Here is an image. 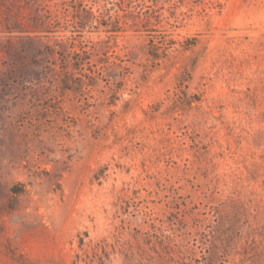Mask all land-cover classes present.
<instances>
[{"label":"rangeland","instance_id":"obj_1","mask_svg":"<svg viewBox=\"0 0 264 264\" xmlns=\"http://www.w3.org/2000/svg\"><path fill=\"white\" fill-rule=\"evenodd\" d=\"M81 3L128 25L78 38ZM45 12L63 44L34 70L17 71L25 53H4L0 34V264H264V0H51ZM151 14L176 42L159 60ZM82 48L93 66L64 91L59 67L75 71ZM184 72L200 99L186 109Z\"/></svg>","mask_w":264,"mask_h":264},{"label":"trees","instance_id":"obj_2","mask_svg":"<svg viewBox=\"0 0 264 264\" xmlns=\"http://www.w3.org/2000/svg\"><path fill=\"white\" fill-rule=\"evenodd\" d=\"M51 0H0V34L4 35V42L2 43L3 51L9 56L17 55L19 53H25L24 57L19 58L20 66H18L17 71H21L26 68H21V65L24 64V59L30 60L31 69L34 70V66L40 64V60L49 57L58 52L57 46L63 44L62 41L56 37L51 38L49 34L55 32V23L57 21L61 22V19L55 13L45 12L42 13V10ZM105 8L104 12H99V15H94L92 7H88L87 4L81 3L78 7H74L72 25L78 27V32L81 34L78 38L82 37L83 32L86 28L95 29L96 31L103 28V31L111 34H118L124 31V26L128 25L127 20L123 21L120 15H113L111 13L112 9L107 7V4L103 6ZM122 9V8H121ZM101 8H99V11ZM124 11V10H123ZM126 14L132 15L133 19H138L130 11ZM144 15V14H143ZM144 16V23L142 24L143 28L147 29L152 33L153 31L158 35H151L149 40V56L154 60H159L166 58L169 55V50L176 44L172 39H168L167 35L159 32L160 16ZM126 17V15L124 16ZM155 20L153 23L152 21ZM143 22V20H142ZM151 24L154 30H151L149 27ZM133 25H137L136 22ZM82 42V41H81ZM24 49V51H22ZM60 59H65L62 55H59ZM72 60L77 63L74 65L75 71L68 69V66H61L59 74H65L66 76L62 80V89L64 91L72 90L76 91L77 87H80V84L75 82L77 85L69 86L71 81L69 78L75 77L76 73L81 74L82 71H85L87 67L93 66L91 62V53L81 49L80 54H74ZM51 67V66H50ZM49 67V68H50ZM56 68V66H55ZM48 70V68H45ZM55 71V70H53ZM47 74V73H46ZM37 77L42 78L41 76L44 73L39 72L36 74ZM63 78V76L61 77ZM93 78H99L96 74H93ZM191 80V75L189 72H184L181 76L177 78V88L179 89L182 96L179 94L177 102L181 103L184 109L192 108L194 103L200 102V99L195 98V96H188L185 92L188 89V83ZM183 90V91H182ZM183 93H186V95ZM85 245L84 239L81 237L79 240V246L83 248ZM105 255L106 252L104 251ZM77 264V262H73ZM99 264H104L102 257L99 260Z\"/></svg>","mask_w":264,"mask_h":264}]
</instances>
